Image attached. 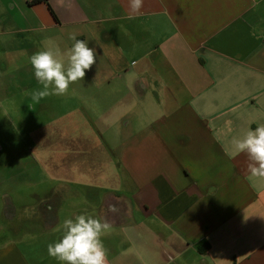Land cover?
Masks as SVG:
<instances>
[{
  "label": "crops",
  "instance_id": "obj_1",
  "mask_svg": "<svg viewBox=\"0 0 264 264\" xmlns=\"http://www.w3.org/2000/svg\"><path fill=\"white\" fill-rule=\"evenodd\" d=\"M70 34L96 63L37 103L30 57ZM261 124L264 0H0V264H62L85 213L108 264H264V183L224 150Z\"/></svg>",
  "mask_w": 264,
  "mask_h": 264
},
{
  "label": "clouds",
  "instance_id": "obj_2",
  "mask_svg": "<svg viewBox=\"0 0 264 264\" xmlns=\"http://www.w3.org/2000/svg\"><path fill=\"white\" fill-rule=\"evenodd\" d=\"M143 2L129 0L132 11L138 13ZM70 39L74 43L63 53L59 47L54 49L50 41H45L44 49L30 57L35 78L43 86L42 90L33 92L32 99L35 102L39 103L49 95H66L70 84L83 80L86 70L96 63V53L88 42L77 39L75 34H70ZM224 150L229 158L246 154L249 160L248 179L264 183V124L248 130L240 137H233L230 147L226 146ZM108 210L113 213L119 211L116 205H109ZM248 219L245 213L244 223ZM111 227L107 220L86 213L67 218L62 223L61 239L48 244V254L62 264H108L102 237L110 233Z\"/></svg>",
  "mask_w": 264,
  "mask_h": 264
},
{
  "label": "rangeland",
  "instance_id": "obj_3",
  "mask_svg": "<svg viewBox=\"0 0 264 264\" xmlns=\"http://www.w3.org/2000/svg\"><path fill=\"white\" fill-rule=\"evenodd\" d=\"M45 100H49V101H50V100H51V96H46V97H45ZM47 107L50 109V103L47 105ZM48 117H50V115H48V114L46 115V114H45V116H44V119H45L44 123H45V124L48 123V121H47V118H48ZM48 124H51V122H49ZM61 127H62V126H61ZM50 128H51V127H50ZM62 128H63V127H62ZM66 130H67V128H64V131H65V132H66ZM26 197H27L26 202H27L28 204L34 202V199L32 198V196L29 195V196H26Z\"/></svg>",
  "mask_w": 264,
  "mask_h": 264
},
{
  "label": "trees",
  "instance_id": "obj_4",
  "mask_svg": "<svg viewBox=\"0 0 264 264\" xmlns=\"http://www.w3.org/2000/svg\"><path fill=\"white\" fill-rule=\"evenodd\" d=\"M200 250L204 251V250L202 249V247H200Z\"/></svg>",
  "mask_w": 264,
  "mask_h": 264
}]
</instances>
